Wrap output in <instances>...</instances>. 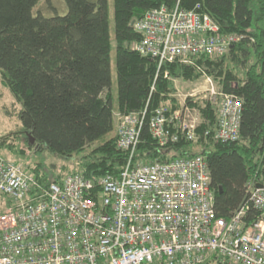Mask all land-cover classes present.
<instances>
[{"label":"trees","instance_id":"trees-1","mask_svg":"<svg viewBox=\"0 0 264 264\" xmlns=\"http://www.w3.org/2000/svg\"><path fill=\"white\" fill-rule=\"evenodd\" d=\"M41 1L0 0L2 84L21 106L23 131L36 141L37 150L46 147L52 155L72 160L113 135L116 109L121 114L147 108L151 114L158 107L176 110L173 81H196L205 73L219 92L242 99L240 139L216 141L215 107L189 99L187 103L207 121L198 128V133L210 132L206 142L202 137L181 140L161 149L146 125L136 161L148 164L205 155L215 210L219 217L230 219L247 201V183L251 179L264 182V0H114L117 108L112 94L109 0H64L67 14L54 17L34 15ZM178 4L186 10L199 5L222 34L243 39L223 57L199 58L197 67L174 64L159 71L155 61L133 50L140 36L131 24L151 10ZM166 73L170 79L164 77ZM10 138L0 139L1 148L11 143ZM194 145L201 146L198 152ZM127 159L117 147L115 131V138L82 156L76 170L52 167L46 171L31 165L26 169L43 184H61L74 174L89 179L119 175Z\"/></svg>","mask_w":264,"mask_h":264},{"label":"built area","instance_id":"built-area-1","mask_svg":"<svg viewBox=\"0 0 264 264\" xmlns=\"http://www.w3.org/2000/svg\"><path fill=\"white\" fill-rule=\"evenodd\" d=\"M133 28L140 36L133 50L159 71L197 67L199 58L223 57L243 39L222 34L199 5L162 6ZM222 97L214 139L235 143L243 102ZM181 104L173 111L115 114L117 147L128 156L119 175L74 174L43 184L24 163L0 157V264H264L263 181L247 183V201L226 219L215 210L205 155L136 161L146 125L161 149L199 139V114L186 99Z\"/></svg>","mask_w":264,"mask_h":264},{"label":"rangeland","instance_id":"rangeland-1","mask_svg":"<svg viewBox=\"0 0 264 264\" xmlns=\"http://www.w3.org/2000/svg\"><path fill=\"white\" fill-rule=\"evenodd\" d=\"M68 12V7L64 0H42L40 4L35 8L34 15H42L44 17H54L56 15L64 16ZM109 12H110V28H111V36L113 42L112 48V94L114 97V106L117 108V95H118V76L116 69V45H115V20H114V0H109ZM208 76V75H207ZM210 78L214 85V91L216 95L212 93V85L207 81ZM174 86L177 91L174 96L176 98V102L178 103V108L181 107V103L190 101L191 95H193V101L202 105L206 103H210L213 107H215L217 114L219 113V107L222 101V94L219 92V88L214 79L210 76L202 77L196 81H186L177 79L173 81ZM16 100L12 93L2 84V77L0 75V139L6 136H11L10 142L6 147L1 148L0 146V157L10 161L22 162L31 166H40L42 169L46 171H50V168L57 167L58 170L67 169L69 171H73L74 169H78V161L82 156H86L90 154L95 148L99 147L105 141L115 138V131H117V117L115 116V131L113 135H109L106 140L95 143L91 148L86 149L79 156L73 158L72 160L62 159L55 155H52L46 147L41 151L37 150L36 144L32 145L28 142V135L23 131V127L21 121L19 119V112L21 110L20 105H16ZM191 109L196 110L199 114L200 123L206 124L207 121L202 116L200 111L190 106ZM171 108V107H170ZM118 113L117 109L115 114ZM199 138H203L202 142H206L205 140V132L198 133ZM195 152H198L200 149V145H194ZM63 168V169H62ZM63 172V171H62Z\"/></svg>","mask_w":264,"mask_h":264},{"label":"water","instance_id":"water-1","mask_svg":"<svg viewBox=\"0 0 264 264\" xmlns=\"http://www.w3.org/2000/svg\"><path fill=\"white\" fill-rule=\"evenodd\" d=\"M131 26H132V27L134 26V21L132 22ZM28 137L31 139L30 143H31L32 145H34V144L36 143V141H35L33 138H31L30 135H28ZM258 187H259V188H262V185H258ZM222 191H223V189L220 190V192H222Z\"/></svg>","mask_w":264,"mask_h":264}]
</instances>
